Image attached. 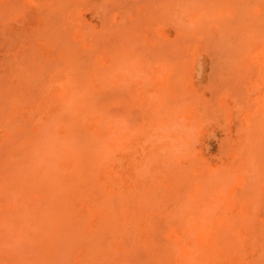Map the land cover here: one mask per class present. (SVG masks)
<instances>
[{"label":"rangeland","instance_id":"374dc122","mask_svg":"<svg viewBox=\"0 0 264 264\" xmlns=\"http://www.w3.org/2000/svg\"><path fill=\"white\" fill-rule=\"evenodd\" d=\"M0 264H264V0H0Z\"/></svg>","mask_w":264,"mask_h":264},{"label":"bare ground","instance_id":"6f19581e","mask_svg":"<svg viewBox=\"0 0 264 264\" xmlns=\"http://www.w3.org/2000/svg\"><path fill=\"white\" fill-rule=\"evenodd\" d=\"M34 30V29H33ZM82 192V191H81Z\"/></svg>","mask_w":264,"mask_h":264}]
</instances>
